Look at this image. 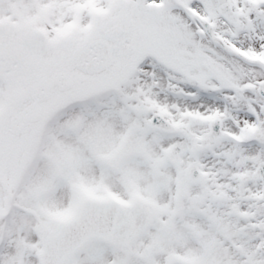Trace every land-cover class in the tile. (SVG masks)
Wrapping results in <instances>:
<instances>
[{"label":"snow or ice","instance_id":"snow-or-ice-1","mask_svg":"<svg viewBox=\"0 0 264 264\" xmlns=\"http://www.w3.org/2000/svg\"><path fill=\"white\" fill-rule=\"evenodd\" d=\"M0 264H264V0H0Z\"/></svg>","mask_w":264,"mask_h":264}]
</instances>
